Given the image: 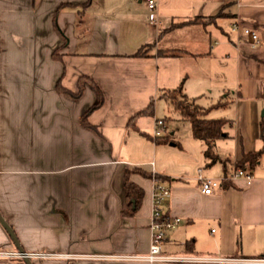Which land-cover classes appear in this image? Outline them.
I'll return each mask as SVG.
<instances>
[{
  "label": "crops",
  "instance_id": "1",
  "mask_svg": "<svg viewBox=\"0 0 264 264\" xmlns=\"http://www.w3.org/2000/svg\"><path fill=\"white\" fill-rule=\"evenodd\" d=\"M156 1L154 23L144 0H0V216L17 239L0 221V250L71 255L33 264H165L110 258L148 253L160 175L164 212L181 219L165 254L264 256V154L254 169L237 166L264 137V0ZM199 17L217 19L188 22ZM142 47L150 56H135ZM180 86L201 106L227 103L209 113L229 120L214 164L191 128L166 120L169 143L145 136L164 102L173 113L160 91ZM152 102L153 115H137ZM238 168L251 183L225 179ZM200 170L222 183L211 195ZM127 171L144 191L132 215Z\"/></svg>",
  "mask_w": 264,
  "mask_h": 264
},
{
  "label": "built area",
  "instance_id": "2",
  "mask_svg": "<svg viewBox=\"0 0 264 264\" xmlns=\"http://www.w3.org/2000/svg\"><path fill=\"white\" fill-rule=\"evenodd\" d=\"M150 10V21L156 23L158 20L157 1L144 0ZM234 30L241 31V26L234 25ZM243 32L248 35L252 41V47L257 48L261 44V38L256 31L251 29H243ZM166 133L165 122L162 119L156 121L155 137H160ZM199 181L202 191L206 195H211L214 190L221 186V181L216 179L205 178L199 171ZM237 178H244L248 183L253 180V175L249 169L238 168L231 175L226 177V180H233ZM170 187L160 180H156V185L153 193V210L151 219V243L149 251L146 255H125V256H111L110 258L118 260H133L146 261L148 263H165V264H200V263H233V264H264V256L253 258H211L199 257L193 255H178L172 256L164 253L163 244L168 234L175 230L181 223L178 217H168L164 212V206L167 198L170 196ZM71 258V255H63L58 253H20L6 250H0V258Z\"/></svg>",
  "mask_w": 264,
  "mask_h": 264
},
{
  "label": "trees",
  "instance_id": "3",
  "mask_svg": "<svg viewBox=\"0 0 264 264\" xmlns=\"http://www.w3.org/2000/svg\"><path fill=\"white\" fill-rule=\"evenodd\" d=\"M91 1V0H89ZM217 17H209V18H196L191 20L193 23H205V20H214ZM189 22V21H188ZM138 57H147L149 55L148 49L142 47L135 54ZM59 89V85L57 86ZM98 89V88H97ZM61 91L64 93L71 94L65 88H61ZM100 94V101L96 104L92 109L99 107L103 103V97L101 91L98 89ZM81 94V86H79V91L74 96H79ZM160 98L167 101L173 109V113L179 117V119L183 122H188L191 125L192 135L195 139L203 141L206 144V149L204 151V157L211 161V164H214L220 161V157L217 155L215 151L216 142L226 136L225 128L229 124V120L223 118H211L209 117V113L213 109L226 107V102H217L209 107H204L199 105L195 99H189L185 94L183 87L180 86L177 89L172 90H164L160 91ZM154 114V102L150 104V106L139 112L137 115H153ZM164 122L166 119H162ZM84 124L90 126L87 123L86 118H84ZM263 125V124H262ZM146 137L153 139L156 143H169L171 136L167 134L166 136L160 137H150L145 135ZM264 154V137H262V147L260 150L246 154L243 159L237 164L238 167H244L248 165L250 169H254L260 162L262 155ZM130 172L127 171L125 176V188L127 192V196L130 199L129 209L127 214H134L139 208L142 198L144 196V191L130 182L129 180ZM155 179L163 180V177L160 175H155Z\"/></svg>",
  "mask_w": 264,
  "mask_h": 264
},
{
  "label": "rangeland",
  "instance_id": "4",
  "mask_svg": "<svg viewBox=\"0 0 264 264\" xmlns=\"http://www.w3.org/2000/svg\"><path fill=\"white\" fill-rule=\"evenodd\" d=\"M212 22H214V20H205L204 24L208 25L211 24ZM189 23H193V22L190 20ZM166 105L167 104L165 102L164 104H162L161 109L159 110V117L162 119H166L167 120L166 122L170 128L172 129L180 128L181 133L188 132L189 129L191 128V125L188 122L181 121L177 115L172 113L171 109L168 110V106ZM208 161L209 164H211V161L210 160Z\"/></svg>",
  "mask_w": 264,
  "mask_h": 264
},
{
  "label": "water",
  "instance_id": "5",
  "mask_svg": "<svg viewBox=\"0 0 264 264\" xmlns=\"http://www.w3.org/2000/svg\"><path fill=\"white\" fill-rule=\"evenodd\" d=\"M263 116H264V113H263ZM0 221L2 222V224L4 225V227L6 228V230L8 231V233L11 235V237H12L15 241H17V239H16V237H15V235H14L12 229L10 228V226H8V224H6V222L4 221V219H3L1 216H0ZM18 249H19V252H20V253H22V254L25 253L24 250L21 249L20 247H19ZM24 260H25L26 264H33L32 261H31L28 257L24 258Z\"/></svg>",
  "mask_w": 264,
  "mask_h": 264
}]
</instances>
